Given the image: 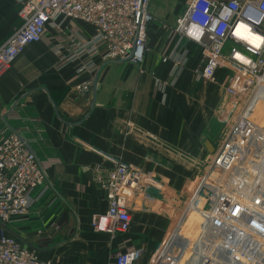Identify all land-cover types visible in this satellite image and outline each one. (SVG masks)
Returning a JSON list of instances; mask_svg holds the SVG:
<instances>
[{"label":"crops","instance_id":"1","mask_svg":"<svg viewBox=\"0 0 264 264\" xmlns=\"http://www.w3.org/2000/svg\"><path fill=\"white\" fill-rule=\"evenodd\" d=\"M183 1L150 0L154 22L141 66L104 61L100 51L73 61L72 50L81 49L93 30L71 21L61 30L49 26L0 77V140L20 132L46 171V183L31 193L29 214L7 223L6 231L40 258L116 264V252L141 248L137 264H151L167 242L182 213L185 186L217 146V111L227 98L225 81L199 78V48L169 34ZM19 10L15 0H0V45L21 25ZM165 55L170 59L164 61ZM182 57L184 64L176 65ZM83 60L96 68L78 72ZM86 80L93 85L82 92L76 85ZM118 162L151 172L153 183L132 206L129 231L112 236L94 230L91 220L108 207L107 193L96 182L97 166L106 171ZM248 188L221 204L217 220L227 222H217L218 231L230 221L249 226L250 213L241 210ZM231 203L240 206L238 215L227 212Z\"/></svg>","mask_w":264,"mask_h":264},{"label":"built area","instance_id":"2","mask_svg":"<svg viewBox=\"0 0 264 264\" xmlns=\"http://www.w3.org/2000/svg\"><path fill=\"white\" fill-rule=\"evenodd\" d=\"M15 1L20 3L19 16L22 23L0 45V77L10 69L27 46L44 38L49 26L61 30L71 21L82 23L93 30V35L81 49L72 50L73 61H78L83 53L97 51L103 53L104 61L127 60L138 66L145 61L149 28L154 22L150 0ZM242 27L258 36L260 42L254 44L240 35ZM169 34L171 37L179 36L199 48L201 65L199 78L217 83L222 74L226 97L232 103L251 104L264 88V0H187L182 14L169 28ZM163 59L166 61L170 57L165 55ZM182 63L184 64L183 57L182 60L176 61V65ZM94 68L96 66L92 60H83L79 63L77 71H92ZM92 85L91 80H86L78 83L76 87L82 92H88ZM250 122L252 121H247L248 124ZM246 125L241 124V128ZM21 136L20 132L12 131L0 140L2 226L15 218L27 216L33 203L32 191L46 183L45 165L38 163ZM231 147L230 145L228 149ZM220 152V148L216 147L206 156L205 161H209L210 164L218 162ZM96 182L107 193L108 207L104 212L92 216V228L112 236L128 232L132 221L131 208L139 197L149 194L153 174L118 162L106 171L97 166ZM243 204L244 201L241 202V205ZM232 206L233 204L227 212L235 215L248 208L242 206L239 212L238 210L234 212L236 207ZM249 209L253 211L248 215V221L251 218L254 223L256 216H264V209L257 210L254 206ZM222 211L224 210L220 206L213 217H210L211 224L201 229L204 231V237H208V241L205 242L203 237L201 240L210 261L235 264L233 261L230 263L226 253L222 252V249H230L231 242L225 239L219 241L216 234L218 233L216 223L227 222L226 219L217 220V215L218 218L222 217ZM182 216L183 211L177 220L179 221ZM227 224L226 226L231 229L229 230L234 231V239H238L236 230L241 233L240 241L244 237L240 254L249 255L246 248H250L251 254L256 256L257 264H264L263 245L258 240V234L253 235L251 240L241 232L253 226L249 228L248 224L241 226L232 221ZM174 227L169 236L179 228ZM177 247L181 249L188 245L183 246L180 243ZM162 248L154 254L151 264H168V257L160 254ZM169 248H173L171 243L166 249ZM143 256V249L131 248L116 252L114 259L116 264H137ZM0 264L56 263L40 258L36 251L23 245L16 236L2 227Z\"/></svg>","mask_w":264,"mask_h":264},{"label":"rangeland","instance_id":"3","mask_svg":"<svg viewBox=\"0 0 264 264\" xmlns=\"http://www.w3.org/2000/svg\"><path fill=\"white\" fill-rule=\"evenodd\" d=\"M183 2L186 4L187 0ZM220 77L224 81L222 74ZM217 119L221 123L216 146L221 150L220 157L214 164L204 159L199 174L185 186V201L180 207L183 216L179 221L175 220L174 228H179L168 237L162 251L160 250V254L168 257V264H219L210 261L208 253L204 252L201 238L207 242L208 237H204L201 229L211 224L210 217L233 194L242 197L246 186L249 187L247 202L244 201L243 205L248 207L246 210L250 213L253 210L249 208L253 206L257 210L264 209V88L251 104L232 103L229 98L224 99L218 108ZM249 120L252 122L248 124ZM241 124L246 127L241 128ZM230 145L232 147L228 149ZM229 188L233 190L228 191ZM231 204L233 208L238 206ZM249 219V225L253 227L241 232L251 240L257 233L264 252V216H256L254 223L253 219ZM227 228H221L222 231L216 234L219 241L225 239L231 242L230 249H222L228 261L235 264H257L256 256L251 254L250 248H246L249 255L240 254L244 237L241 241L240 238L234 239V231ZM169 243L173 248L166 249ZM180 243L188 247L180 249L177 247Z\"/></svg>","mask_w":264,"mask_h":264},{"label":"bare ground","instance_id":"4","mask_svg":"<svg viewBox=\"0 0 264 264\" xmlns=\"http://www.w3.org/2000/svg\"><path fill=\"white\" fill-rule=\"evenodd\" d=\"M240 35L244 36L245 39L250 40L254 44H258L260 42V38L256 35H253L248 31V29L242 27L240 30ZM240 208V206H238Z\"/></svg>","mask_w":264,"mask_h":264},{"label":"water","instance_id":"5","mask_svg":"<svg viewBox=\"0 0 264 264\" xmlns=\"http://www.w3.org/2000/svg\"><path fill=\"white\" fill-rule=\"evenodd\" d=\"M96 84H97V79L95 80V87H96ZM13 132H17V131L16 130H13ZM21 137H22L23 141L25 142V145L28 148V150L33 154V156L36 158V160L38 161V163L41 164V162H40V160H39V158H38V156H37L34 148L30 144V142L27 141L23 136H21ZM3 227L5 228V230L8 229L6 226H3Z\"/></svg>","mask_w":264,"mask_h":264}]
</instances>
